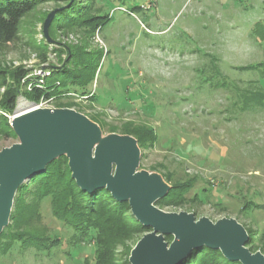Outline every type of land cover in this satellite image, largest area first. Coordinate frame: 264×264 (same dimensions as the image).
Instances as JSON below:
<instances>
[{"label": "rangeland", "instance_id": "374dc122", "mask_svg": "<svg viewBox=\"0 0 264 264\" xmlns=\"http://www.w3.org/2000/svg\"><path fill=\"white\" fill-rule=\"evenodd\" d=\"M94 1L37 0L18 38L0 44V68L62 69L70 49L101 52L90 94H76L68 109L88 117L104 136L138 141L139 171L160 175L172 201H179L159 209L192 214L196 222L234 219L256 238L249 250L264 255V42L254 36L255 26L264 24V0H98L95 7L109 15L101 31L68 28L70 10ZM38 105L19 95L15 112L0 110V118L10 124ZM4 123L0 152L19 143ZM183 186L189 191L178 197ZM36 192L17 193L22 205L14 204L17 219L0 238V264H95L94 242L76 243L50 200ZM24 233L36 250L21 243L11 249ZM50 237L61 246L40 251ZM174 239L165 237L169 245Z\"/></svg>", "mask_w": 264, "mask_h": 264}, {"label": "water", "instance_id": "95a60500", "mask_svg": "<svg viewBox=\"0 0 264 264\" xmlns=\"http://www.w3.org/2000/svg\"><path fill=\"white\" fill-rule=\"evenodd\" d=\"M10 125L19 143L0 152V235L10 224L19 189L66 157L82 191L107 190L116 201L129 203L132 215L149 230L132 250L130 264H182L203 247L219 250L231 262L264 264V255L247 247L249 235L236 220L196 222L192 214L159 209L156 203L170 187L160 175L139 171L135 138L104 136L96 123L68 108H32ZM166 236H174L171 245Z\"/></svg>", "mask_w": 264, "mask_h": 264}, {"label": "trees", "instance_id": "16d2710c", "mask_svg": "<svg viewBox=\"0 0 264 264\" xmlns=\"http://www.w3.org/2000/svg\"><path fill=\"white\" fill-rule=\"evenodd\" d=\"M97 4L98 0H95L93 4L83 5L81 9L70 10L68 28L84 29L92 33L101 31L109 22V15L104 14L102 7H100L102 10H98L95 7ZM37 6V0H0V44H9L18 38L22 21L27 15L34 12ZM254 36L264 42V24L255 26ZM97 56L102 58L101 52L89 53L87 50L70 49L68 68H49L50 77L43 80V83H33L31 91L25 89L24 92L20 88H27L29 85V80L25 84L23 81L31 75V70L22 66L0 68V88L4 90L2 94L0 93V110L7 114H13L19 95H23L34 104H39L42 100H52L53 103L55 101L61 104L57 106L59 108H74L73 101L76 94L79 96L90 94L86 89L94 82L96 72L100 68L101 59L97 60ZM73 93L74 96L69 95ZM0 120V123L5 122L4 131L7 130V136L16 137L6 118L1 117ZM138 133L135 131V136H138ZM151 133L149 138L154 139L155 134L153 131ZM147 134L149 135L146 133L143 137H148ZM138 140L141 143V139ZM189 188V186H183V191L180 189L178 197H183ZM24 190L37 191L39 199L50 200L53 215L64 226L74 231L73 238L76 243L94 242L96 247L95 264H130L128 259L133 246L138 241L137 237L149 231L132 216L128 203L116 201L107 190H98L93 194L82 191L72 178L66 157L53 162L44 173L34 176L29 185L26 187L23 185L19 192ZM19 200L17 195L14 204L18 208L22 205ZM172 200L170 193L156 205L164 207L173 205L172 202H179ZM16 219L17 215L12 214L11 220L15 221ZM3 234L0 235V238ZM30 238L32 236L24 233L20 238L15 237L14 242L15 244L21 243L19 247L23 250H36L28 242ZM255 239V237L249 236L247 247H254ZM262 239L264 240L263 236ZM130 242L132 245L129 244ZM61 243V239L50 237L39 246L41 247L40 251L50 253L55 247L61 246ZM15 244L11 249L17 247ZM262 252L264 253V242ZM182 264L241 263L226 260L219 250L203 247L193 251Z\"/></svg>", "mask_w": 264, "mask_h": 264}, {"label": "built area", "instance_id": "2783aa9c", "mask_svg": "<svg viewBox=\"0 0 264 264\" xmlns=\"http://www.w3.org/2000/svg\"><path fill=\"white\" fill-rule=\"evenodd\" d=\"M50 76H51V71L48 69L47 70H44V69L36 70L33 73H31V75L26 80L23 81V84H25L29 80L30 82H29V85L27 86V89L31 91L33 83L35 82L43 83V80H45L46 78ZM43 104H53V101L52 100H49V101L42 100L37 107L38 108L44 107Z\"/></svg>", "mask_w": 264, "mask_h": 264}]
</instances>
